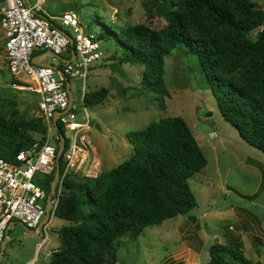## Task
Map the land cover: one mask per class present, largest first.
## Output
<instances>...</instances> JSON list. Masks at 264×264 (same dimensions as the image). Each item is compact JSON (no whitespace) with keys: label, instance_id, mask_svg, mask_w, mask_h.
<instances>
[{"label":"trees","instance_id":"trees-1","mask_svg":"<svg viewBox=\"0 0 264 264\" xmlns=\"http://www.w3.org/2000/svg\"><path fill=\"white\" fill-rule=\"evenodd\" d=\"M164 1V33L138 23L117 31L106 28L97 38L116 44L120 62L142 64V83L158 91L171 50L181 44L194 52L224 120L264 152V29L254 39L248 36L263 24L264 9L250 0ZM235 73L241 83L232 80ZM105 97V88L88 91L83 104L93 106ZM58 127L62 133L60 123ZM45 133L41 116L9 122L0 115V157L15 162L18 151L41 144ZM126 137L133 146L128 158L97 178L71 176L64 181L54 216L67 223L58 229L59 245L45 264H115L121 237L136 238L144 228L197 206L188 180L207 160L181 116L152 120ZM62 168L60 161V172ZM54 170L41 182L47 192ZM208 252L207 264H262L244 255L239 240L214 242Z\"/></svg>","mask_w":264,"mask_h":264},{"label":"rangeland","instance_id":"rangeland-1","mask_svg":"<svg viewBox=\"0 0 264 264\" xmlns=\"http://www.w3.org/2000/svg\"><path fill=\"white\" fill-rule=\"evenodd\" d=\"M250 1L264 9V0ZM167 7L164 0H44V8L49 13L56 15L72 10L77 14L82 30L96 35L106 28L117 31L138 23L164 33L168 24ZM64 29L70 33L69 28ZM258 31L256 27L248 36L254 39ZM4 42L0 25V115L9 122L40 117L37 96L12 86L14 82L22 83L18 77H24L14 74L8 67ZM115 45L113 41H100L102 54L89 64L86 79L87 92L106 89L102 102L86 106L92 121L89 135L102 170L115 167L132 154L133 146L126 137L128 131L142 129L152 120L172 115L186 121L207 160L206 166L188 180L197 206L185 214L144 228L136 238L121 237L117 242L115 264L197 262L198 256L209 257L208 247L212 242L223 243L224 235L229 233L242 238L244 255L253 259L255 248L264 250V245L252 246L251 243L252 238L262 240L260 233L264 232V152L250 146L224 120L210 81L194 52L181 44L171 50L164 58L163 89L158 91L142 83V64L116 59L120 51ZM41 59L51 61L49 54ZM53 63L60 65L59 61ZM231 78L241 83L238 73ZM69 82L73 105L78 108L76 113L80 119L84 115L80 102L82 81L73 78ZM207 112L211 114L206 116ZM36 137L39 140L41 135L36 134ZM60 161L63 164L62 157ZM249 195L253 196L248 198ZM232 209L239 221L233 216ZM189 216L196 217L195 225ZM66 223L52 215L47 228L43 226V234L34 235L16 222L8 234L7 255L10 259L6 257L4 261L9 259L11 264H20L36 249L37 263L41 264L47 252L58 247V229ZM196 229L202 231L204 239Z\"/></svg>","mask_w":264,"mask_h":264},{"label":"built area","instance_id":"built-area-1","mask_svg":"<svg viewBox=\"0 0 264 264\" xmlns=\"http://www.w3.org/2000/svg\"><path fill=\"white\" fill-rule=\"evenodd\" d=\"M0 25L4 32L8 67L14 74L24 77H18L22 83L14 82L12 86L37 96V108L46 127L42 143L18 151L15 162L0 157L1 244L11 222L17 221L28 230H37L44 219L49 191L41 182L55 169L56 152L65 130L69 133L60 155L63 168L51 199V216L68 177L94 179L103 170L89 135L92 121L83 104L89 64L101 56V40L96 34L82 30L74 11L64 10L53 15L44 8V0H0ZM64 28H69L70 33ZM262 29L264 22L257 27L259 31ZM68 36L72 38V44ZM45 54L50 55L51 61L46 63L51 66L31 61L37 55V61L44 62L41 58ZM56 61L60 65L53 63ZM73 78L82 81L80 102L84 115L80 119L76 113L78 108L73 105L69 82ZM69 92L72 94L70 106ZM55 113L57 124L63 128L62 133L53 123Z\"/></svg>","mask_w":264,"mask_h":264},{"label":"crops","instance_id":"crops-1","mask_svg":"<svg viewBox=\"0 0 264 264\" xmlns=\"http://www.w3.org/2000/svg\"><path fill=\"white\" fill-rule=\"evenodd\" d=\"M35 56V55H34ZM232 214H233V216L237 219V221H239V216L237 215V213L235 212V211H233V209H232ZM189 219V218H188ZM190 220V219H189ZM191 221V223H192V225H195V221H193V220H190ZM17 221H15V222H11L10 224H9V228H8V230H7V234H9L10 233V228H12L13 226H14V224L16 223ZM19 223V222H18ZM21 224V223H20ZM37 228H38V226H37ZM41 230H43V227H42V229ZM199 231V233L201 234V237H202V239H204V235H203V233H202V231L201 230H199V229H196V231ZM30 231H32V229L30 230ZM196 231H195V234H196ZM35 233H37V235H38V233H40L41 235L43 234V231H40L39 230V232H38V229L36 230V232H33V234L34 235H36ZM191 234V233H190ZM261 234V237H262V240H256V238H252V241H251V243H252V246H254V244H256L257 246H259V245H264V232H261L260 233ZM196 236H198L197 234H196ZM200 236V235H199ZM198 236V239H200L201 237H199ZM255 236V235H254ZM184 239V238H183ZM235 240H239L241 243H242V245H244L243 244V240H242V238L240 237L239 238V236H237L236 234H231V233H229L227 236L226 235H224V238H223V243H229V242H231V241H235ZM215 242H217V241H215ZM40 243V242H39ZM212 243H214V242H212ZM211 243V244H212ZM210 244V245H211ZM209 245V246H210ZM7 246H8V244L6 245V247H5V249H4V253H3V256H2V258H1V260H0V264H11V261L9 260L10 259V256L9 255H7V251H8V248H7ZM198 248H200L201 246H200V244H198ZM206 247V246H205ZM189 246H188V250H189ZM195 248H197V246H195ZM209 248V247H208ZM243 248V247H242ZM52 250L53 249H51V250H49L48 252H47V255H46V257H44V258H42V262H41V264H45L49 259H50V254H51V252H52ZM244 251H245V248H243V253H244ZM189 252V251H188ZM255 252H256V256L253 258V259H250L252 262H257V261H262L263 260V262H262V264H264V250H261V248H259V247H257V248H255ZM6 257H8L9 259H7V260H5L4 261V258H6ZM38 258H39V255H37L36 254V249H35V252H34V254L32 255V256H30V257H28V258H26L22 263H20V264H38L37 263V261H38ZM209 259H210V256L209 257H206V256H203V257H200L199 258V256H198V258H197V262H195V261H190V263L189 262H187V260H184L183 262H184V264H202V263H208V261H209ZM249 259V258H248ZM172 262V261H171ZM179 262V261H178ZM199 262V263H198Z\"/></svg>","mask_w":264,"mask_h":264},{"label":"water","instance_id":"water-1","mask_svg":"<svg viewBox=\"0 0 264 264\" xmlns=\"http://www.w3.org/2000/svg\"><path fill=\"white\" fill-rule=\"evenodd\" d=\"M69 40H70V44H72V38L70 36H68ZM47 52V51H45ZM74 54V51H72V55ZM31 61L33 63H37V64H40V65H44V66H51L49 65L48 63L46 62H39L37 61V55L33 56ZM67 87H68V83H67ZM72 102V94L71 92H69V106ZM68 106V107H69ZM68 107L63 110L62 112H65ZM211 113L210 112H207L205 113L206 116L210 115ZM56 116H57V113H55L54 117H53V123L56 127L57 130H59V127H58V124H57V121H56ZM68 130H65L64 133L61 135L60 137V145L57 149V152H56V157H55V170H54V174H53V179L51 180V183H50V189H49V192H48V200H47V203H46V211H45V217L44 219L39 223L38 225V232L39 230L42 231V227L47 224L51 218V199L52 197L55 195V187H56V184H57V181L59 179V176H60V155L62 153V150L64 148V142H65V136L68 135ZM8 230V229H7ZM7 230L5 232V236L0 244V260L3 256V253H4V249L7 245V241L9 240V236L7 234ZM32 232H36V230H32ZM37 235V233H35ZM202 264H207V263H202Z\"/></svg>","mask_w":264,"mask_h":264}]
</instances>
